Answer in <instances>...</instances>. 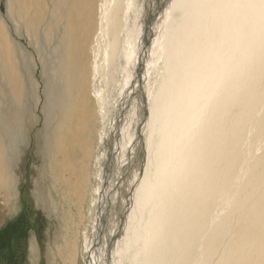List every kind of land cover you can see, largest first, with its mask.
Instances as JSON below:
<instances>
[{"label":"bare ground","instance_id":"1","mask_svg":"<svg viewBox=\"0 0 264 264\" xmlns=\"http://www.w3.org/2000/svg\"><path fill=\"white\" fill-rule=\"evenodd\" d=\"M47 2L35 26L27 0L15 6L32 36L48 16L53 141L39 172L79 225L95 158L86 263L264 264V0ZM20 53L0 18V200L11 210ZM61 223L56 253L74 264L78 226L70 214Z\"/></svg>","mask_w":264,"mask_h":264},{"label":"rangeland","instance_id":"2","mask_svg":"<svg viewBox=\"0 0 264 264\" xmlns=\"http://www.w3.org/2000/svg\"><path fill=\"white\" fill-rule=\"evenodd\" d=\"M36 1L27 0L31 12L26 20L31 26L36 25L30 18L31 13L37 14ZM38 1L40 5L48 8L47 0ZM17 2L18 0H0V18L4 23V31L14 42L16 51L19 53V49L21 50V59L24 57L20 62L17 59V70L22 79L23 90L22 111L18 120V131L22 135L16 137L15 148L13 145L8 146L6 154L9 155V160L5 166L8 174H12L13 176L9 175L15 178V205L11 210L6 205H2L0 200V208L3 210V212L0 210V214H4L3 220L0 219V264H61L56 249L62 234L61 218L69 214L73 226L75 228L78 226L77 231H74L77 234V248L73 263L87 264L86 257L91 243L89 236L92 229H87L86 226L90 225L89 218L93 212L97 164L94 158V165L92 164L89 170L86 199L83 205L85 217L83 223L77 225L79 219L75 215V209L70 213L67 204L61 198L63 188L55 191L51 176L50 182L49 179L45 181L42 180L39 172L46 166V146L49 145V141L50 144L53 141V122L50 125L47 123L49 121L44 112V107L48 104V79L44 70L48 65L49 57L44 40V32L48 31V16L40 17L38 21L40 28L36 36L27 34L20 26L23 22L17 17L15 9ZM10 5L11 18L8 9ZM171 16L179 18L180 13L174 11L171 12ZM87 98L89 105L93 107V99L89 95ZM81 101L83 96L78 100ZM1 130L2 125H0ZM105 131L106 129H102V132ZM124 193L125 190L120 195V200ZM50 200L55 204L53 211L50 208ZM61 213H64L62 217Z\"/></svg>","mask_w":264,"mask_h":264},{"label":"crops","instance_id":"3","mask_svg":"<svg viewBox=\"0 0 264 264\" xmlns=\"http://www.w3.org/2000/svg\"><path fill=\"white\" fill-rule=\"evenodd\" d=\"M0 210L3 212L2 208H0ZM3 218H4V214L1 213V214H0V219L3 220Z\"/></svg>","mask_w":264,"mask_h":264}]
</instances>
